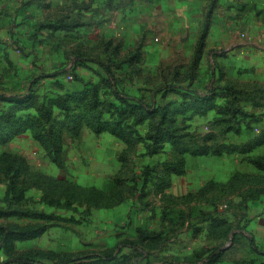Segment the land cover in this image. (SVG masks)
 Wrapping results in <instances>:
<instances>
[{"label": "crops", "instance_id": "crops-1", "mask_svg": "<svg viewBox=\"0 0 264 264\" xmlns=\"http://www.w3.org/2000/svg\"><path fill=\"white\" fill-rule=\"evenodd\" d=\"M75 54L85 61L68 79L57 68ZM112 78L124 96L147 104L166 99L163 119L150 121L153 112L138 122L137 114L147 110L139 107L130 123V133L135 127L164 130L157 140L149 137L161 145L158 152L147 154V133L129 138L107 118L118 101L109 95ZM27 81H34L37 92L22 96ZM207 86L216 102L231 92L248 104L245 99L264 93V0H0V169L14 161L19 177L42 171L21 152L8 150L27 135L43 150L47 169L84 178L64 177L61 185L81 194L92 213L89 222L69 221L85 233L76 246L72 240L67 250L48 254L93 256L132 241L162 259V235L180 216L175 210L186 203L199 209L206 201L214 211V194L222 191L223 203L246 216L238 237L256 242L250 255L235 250L227 262L230 245L209 248L194 253L191 264H264V132L252 133L245 122L232 130L217 123L206 151L194 139L172 137L185 123L169 119L171 101ZM25 161L31 167L24 169ZM71 162L77 168L71 170ZM141 176L147 179L135 193ZM50 220L33 236L57 227ZM149 233L152 241L143 236ZM182 260L172 255L163 264Z\"/></svg>", "mask_w": 264, "mask_h": 264}, {"label": "rangeland", "instance_id": "rangeland-1", "mask_svg": "<svg viewBox=\"0 0 264 264\" xmlns=\"http://www.w3.org/2000/svg\"><path fill=\"white\" fill-rule=\"evenodd\" d=\"M24 52L27 53L28 51L25 50ZM28 53L32 54V51ZM78 60H84V57L75 54L61 64L57 68V72L66 77L68 74L72 76L70 69ZM31 65L33 69L37 67L34 63ZM27 82L28 84L22 86V92H20L22 96L37 92L34 81ZM116 86L119 88L117 83ZM210 90L212 89L209 86L190 90L189 96L208 94ZM108 91H110L109 95L113 93L112 88ZM230 93L221 95L219 102L214 99L199 102L188 97L176 98L175 101L170 100L175 109L169 119L184 121L185 123L183 128L176 127L177 129L172 130V137H177L174 138L176 140L182 139L184 143L194 139L196 140L194 142L200 145L198 149L206 151L210 139L216 136V127L214 126L217 123L223 122L224 125L221 127L232 130L239 123L245 122L250 124L252 133L264 132V93L245 99L248 100V104L242 97ZM40 94L47 95V91H40ZM138 99L141 102H146L142 97ZM165 100L159 99L160 102H155L154 112L156 115L150 121H160V112L167 107ZM28 102L25 101L24 104H29ZM115 103L117 107L109 109L107 118L120 124L119 127L122 132L127 133L128 137L129 135L144 137L147 133V154L153 151L158 152L161 145L158 146L149 137L162 136L164 130L156 128L144 131L135 127L136 132L130 133L129 130L132 127L130 123L133 122L134 116L126 118V113L119 114L120 103L118 101ZM177 107L179 108L177 109ZM159 108H161L160 111ZM187 108L189 110L184 111ZM213 110H217L218 113L214 114ZM174 139L173 143L176 144ZM7 146L9 151L21 152L33 167L42 171L38 175L34 174L33 171L28 173L25 171L24 176L19 177V172H17L19 167L14 161H7L8 165L4 171L0 169V256L2 257L0 264H163L164 262L167 263L172 255L182 257L183 260L179 263L191 264L192 262L195 263L196 258L192 257L194 253L209 248H216L221 251L222 248L230 245L231 250L227 253V259L225 258L227 261L235 259V253H233L235 250L239 251L241 255H250L251 247L256 242L249 241L247 237H238L244 231L243 224H247L246 216L237 211L233 204H224L223 192L221 191L214 194L216 200H219L215 204L214 211L212 208H208L206 201L201 202L199 209H194L195 207L190 206V203H186L185 205L188 206L175 210V212L179 211L178 215L180 216L175 220L176 222L171 221L169 223V227L172 226L173 228L162 235L163 246H166V252L159 255L163 256L162 259L155 257L158 255L150 257V251L144 245L140 246L139 243L134 242L133 247H127L124 245L125 241L119 242L109 252L93 256H86L81 253L78 256L66 258L67 260L60 255L51 256L48 254V249L67 250L72 245V240H74L73 246H76L80 238L85 236L83 228H80L79 225L70 224L69 221L77 223L91 221V209L84 203L81 194L71 193L70 185H61L64 177L76 181H82L84 178H74V175L66 176L64 170L47 169V160L42 155L43 150L32 142L27 135L20 136ZM70 146L68 153L71 154L72 148ZM117 146L114 145V148ZM3 163L0 162V166L4 165ZM30 164L25 161L24 169L31 167ZM96 164V161H92L93 168ZM75 168H77V163L71 162L70 169ZM146 179V176L137 179L135 193L143 189V183ZM261 182L264 185V178ZM231 195L230 199L234 202L238 198L237 193L234 192ZM261 215L264 218V208ZM48 219L56 220L55 226L57 227H52L41 237H34L33 230L48 227L49 224L53 223ZM91 233L95 234V230H91ZM143 236L151 241L155 239L151 233L143 234ZM176 250L179 252H175ZM166 253L168 254L165 255Z\"/></svg>", "mask_w": 264, "mask_h": 264}, {"label": "trees", "instance_id": "trees-1", "mask_svg": "<svg viewBox=\"0 0 264 264\" xmlns=\"http://www.w3.org/2000/svg\"><path fill=\"white\" fill-rule=\"evenodd\" d=\"M85 60H78L75 62V64L71 67L70 71H72V76L70 74L67 75V78L68 79H72L74 77V72L75 70L84 62ZM70 76V78L68 77ZM110 87L112 88V91H113V95L116 97V99L118 100V102L120 103V111H119V114L120 113H126L127 115L125 116L126 118L128 116H134L135 111L139 108V107H142V108H145L147 109L145 112H147L145 114L144 113H138L137 115L138 116V122L139 121H142L144 119V116L147 115L148 113H153L155 108H154V104H155V100L150 102V103H146V102H141L140 99L138 98H133V97H128V96H124L122 95L121 91L119 90V88L116 86V82H115V79L112 78L110 80ZM199 94V93H198ZM28 97V96H27ZM188 98L190 99H193V100H197L199 102H204V101H212L213 100V94H212V91H210L208 94L205 93V94H195V95H191V96H187ZM115 105V104H114ZM115 107H117V105H115ZM163 117H161V119H163ZM136 120V118L134 119ZM133 120V121H134ZM155 140H157V136H153ZM124 245L127 246V247H133L134 246V242L132 241H125L124 242Z\"/></svg>", "mask_w": 264, "mask_h": 264}, {"label": "built area", "instance_id": "built-area-1", "mask_svg": "<svg viewBox=\"0 0 264 264\" xmlns=\"http://www.w3.org/2000/svg\"><path fill=\"white\" fill-rule=\"evenodd\" d=\"M70 78V76H68Z\"/></svg>", "mask_w": 264, "mask_h": 264}]
</instances>
